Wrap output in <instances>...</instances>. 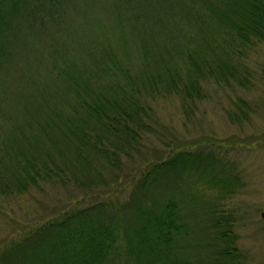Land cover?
Returning <instances> with one entry per match:
<instances>
[{
  "label": "trees",
  "instance_id": "1",
  "mask_svg": "<svg viewBox=\"0 0 264 264\" xmlns=\"http://www.w3.org/2000/svg\"><path fill=\"white\" fill-rule=\"evenodd\" d=\"M62 2L0 0V64L4 57L13 60L9 52L27 34L23 28L47 27L43 15ZM37 16L41 21L34 27ZM176 19L180 49H186L183 76L191 84L209 76L208 56H216L218 74L236 76L238 65L246 66L238 56L264 40V0H176ZM53 45L44 54L45 66L34 61L27 69L33 70L32 88L12 100V118L0 103L8 129L0 137V193L59 182L74 184L93 200L79 197L43 218L18 223L0 241V264H242L230 216L213 205L195 217L175 191L180 180L193 176L231 185V178L211 176L215 154L201 160L200 152L180 147L146 155L144 134L157 120L142 88L121 84V65L109 67L115 78L104 83L99 73L63 57ZM234 58L237 63H231ZM166 63L136 74L143 87L180 76L176 64ZM16 99L19 109L25 101L31 116L16 113ZM238 100L244 115L248 102ZM135 154H143V161L135 162Z\"/></svg>",
  "mask_w": 264,
  "mask_h": 264
},
{
  "label": "rangeland",
  "instance_id": "2",
  "mask_svg": "<svg viewBox=\"0 0 264 264\" xmlns=\"http://www.w3.org/2000/svg\"><path fill=\"white\" fill-rule=\"evenodd\" d=\"M50 10V15H43L47 27L33 28L31 32L24 27L27 34H20L11 46L13 60L4 57L0 64L2 111L12 118V100L18 93L25 97L32 88L33 70L27 69H32L34 61L45 66L44 54L53 51V43L63 57L79 59L109 85L115 78L109 67L121 65L123 75L116 68L121 84L128 89L142 88V98L147 94L156 115L153 130L144 134L146 155L157 149L173 152L180 147L200 152L201 160L214 153L216 164L211 176L231 178V185L193 176L194 181L189 177L180 180L175 191L186 199V208L195 217L205 215L213 205L228 214L242 264H264V40L238 56L246 66L239 64L236 76L218 74L221 68L216 56H208L204 71L209 76L191 84L183 76L187 73V58L186 49H180L176 0H63ZM27 11L24 14L33 19ZM235 59L231 63H237ZM165 62L171 68L176 64L180 76L171 82L163 80L143 87L136 74L146 68L160 70ZM35 83L38 84L36 78ZM239 97L248 102L244 115L239 110ZM17 100L16 113L31 116L32 109L28 112L23 100L19 109ZM4 121L5 115H0V137H7ZM143 158V154L133 156L137 163ZM130 187L131 184L123 190V196ZM83 192L72 183L46 182L41 188L29 187L17 194L0 193V241L18 223L43 218L56 207L82 197ZM82 200L90 202L93 197Z\"/></svg>",
  "mask_w": 264,
  "mask_h": 264
}]
</instances>
